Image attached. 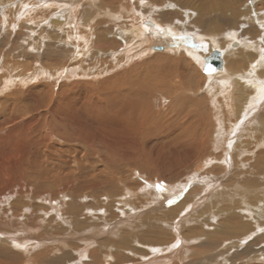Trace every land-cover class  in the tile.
Returning <instances> with one entry per match:
<instances>
[{"label":"bare ground","instance_id":"obj_1","mask_svg":"<svg viewBox=\"0 0 264 264\" xmlns=\"http://www.w3.org/2000/svg\"><path fill=\"white\" fill-rule=\"evenodd\" d=\"M52 1L54 2V6L58 8L60 6L57 5V3L59 4V2L63 0ZM115 1L116 0H84L83 3L79 1L81 6L78 8L77 6H72L75 1H65L64 4L67 5L66 11H61L63 17L59 16V20L53 18L54 24H77L80 22L79 18L82 17L83 20L81 19L82 22L80 25L82 28H85L86 31L89 30L90 33H88L86 37L84 34L79 35V37L86 39L84 41L85 44L94 45V32H97V34L99 32L96 30V24H99L97 29L106 27L110 25V21L118 17L117 14H113L110 10L111 8H117L116 5L118 3ZM137 1L139 4L144 2V0ZM222 1L224 2V0ZM29 3H23L21 7L25 8ZM240 3H242L240 0L237 1V4L235 2L236 5ZM249 4L247 6L243 4L245 7L241 10H237L238 8L235 10L230 4H225V6L221 4L222 9L219 10V16H217L216 20L213 18L216 15H212L208 12L210 11L208 10L210 9L209 6L201 5L196 8L198 16L196 17L197 20H195L197 23L195 22L194 25L200 26L199 28H203L206 25L207 30L209 29L207 32H211L212 34L220 33L223 35L225 30L228 31L230 29L229 31L232 33V37H234L235 34L231 29L235 30V28H237L241 18L247 19L252 24L256 23L254 20H259L260 22L262 21L261 19L264 18V11H261L263 8L259 10L260 6L264 4V0H259V2L258 0H251ZM211 6L212 5H210V7ZM132 9L133 8L129 6L123 9L125 10L126 16L129 15L130 17L131 13H133L134 16L133 18L131 17V21L130 19L128 21L125 20L122 26L120 25L118 27L122 29H119V36L122 40V42H120L124 44L121 51L122 54H119L118 51V53L115 52V49L113 52L111 51V61L110 63L108 62L107 65L106 63L103 64V62H101V66H98L97 63L87 65L88 61L85 59L87 49H85V46L82 48L83 55H80L78 58L76 57L75 63L66 67L63 66L62 68L51 67L46 69L40 66L38 70L31 72L30 69L32 68L29 66L22 67L15 64H6L7 62L1 65L0 128H2V123H8L12 119H16L17 115H25L29 120L24 125L22 141L19 143L14 142L9 148V152L3 153L2 157H0V171L3 170V162L8 163L10 161L9 158L16 159L20 167L23 164L30 166V168L38 167L41 163L47 162L54 156V154H52L53 149L60 146L58 143H52L54 140H58L59 143H66V148L68 146V152L71 154L72 160L74 157L76 158L77 153V155L83 154V157L87 155L96 157L98 164L104 168L103 171L120 186L122 185L119 183L121 179L119 180L117 177H114L117 175L113 174L115 172L112 171V168H115V171H117L119 167L124 166L128 169L131 176H141V181L129 180L128 184L135 187L133 190L126 188L128 184L124 185L123 188L126 189L123 191L126 192L128 196L131 195L135 198L133 200L131 197L128 199L122 197V209L119 210L118 214L122 216V218H119L120 220L116 219L117 215L113 210V204L115 205L116 202H110L109 200L112 199V194H114L113 197H115L116 195L120 196V194L124 196L126 193H122V191L115 192L113 190H111V193L105 192L104 184L107 182L108 184H112L109 178L98 177L102 176V174L97 173L89 175L95 177L94 180L93 177H91L78 184L74 183V178H60L62 180H58L59 182L54 185L59 186V184H63L73 195L80 193L81 190L86 188L91 189L93 194L98 192V190H102L104 192L103 196L108 198L107 210L102 214L103 208H101V205L97 202L94 209H88L87 211H89V214L84 215L85 217L88 216L87 220H81L78 214H75V216L65 215V218L61 215L63 211L61 209L62 202L60 201L63 200H58V202L54 198V200L50 199L48 206H45V210L40 212V217L35 220L31 219L34 221L32 227L35 228V230L32 231L36 233V239L39 238L40 235H46L43 231L46 233L54 231L59 233V231L67 229L68 233L64 235L67 239L68 237L76 238L75 236H77L85 240L83 241L84 244L89 246L95 244L97 239L106 236V234L116 229L120 221L130 222L137 217H141L140 222L142 225H146L145 228L147 232L137 233V235L132 236V238L136 240L139 246H145V248L135 247L134 245L137 244L128 239H124L121 243V249H129V253L132 252L136 257H140L141 260L137 264H186L187 260L200 261V255L204 258L200 264H205L204 260L207 261V258L214 255L212 250L200 253L199 250L203 249L202 246L205 245L206 241L211 242L214 240L215 242L216 240L219 244L221 241L217 238H220V236L222 237V234L226 237L232 235L238 237L251 229V221L257 219L256 221L260 224L264 223V188L263 191L261 188H258L256 190H249L247 193V191L241 189L238 184L231 185V187H219L220 182H223L231 173L233 164L231 160V147H233V157L236 161L233 168L235 171H238V169L242 171L245 170L248 164L243 162V159H247L246 157L248 155L253 156L255 153L262 151L259 155H263L264 157V73L262 74L263 77L259 78L253 75L252 70V68L255 69V65L260 63L257 62L258 57L256 53L261 47L257 43L255 46H242V48L240 46L238 48L240 42H234L233 44L230 43V46L233 48L227 51L228 55H226L225 51L218 50L222 55L223 68L222 70L214 69V72H211L213 77H209L211 83L208 86V94L210 97V100H208L212 105L209 114L213 120L212 122L209 121V126H212L214 129L212 132H208L207 130L204 131L203 122L199 120V124L195 127V119L189 121L190 113L184 109L186 106L183 108L180 106L181 104L178 105L176 101H178L180 97L184 99L185 95L189 93L187 90H189L188 88L190 85L188 86V84L190 81H187L185 77L189 74V67H192V65L184 61L190 58L195 63V72H197L196 69L198 68L203 70V72H207L204 71V68L207 67L206 69H208L211 67L208 66L206 57L211 54V50L215 43L211 41L203 42L204 45L206 44L208 46V43H210L211 46H209V51H206L207 53L200 51L198 41H200L202 35L201 37L196 34L190 36L187 31L188 28L185 26L186 24L182 22L177 24V22V25H168L163 23V21L161 22V20H159L160 24H158L156 23L157 21H152V18H149L150 21L144 20L146 18H142V15L140 16L139 11H136L137 8L133 11ZM146 14L147 13H145V15ZM209 14L213 17L208 21H211V23L215 21L213 25L215 26L214 28L205 20V16ZM135 15L137 17H135ZM161 15L159 14V17ZM159 17L157 16L156 18ZM186 17L189 22H193L194 19L191 20L192 16L188 13H186ZM101 18L108 19L107 21H101ZM62 19L64 22H61ZM120 20H122V18ZM107 22L109 24H107ZM242 23H244V21ZM80 25L78 27H80ZM256 26L258 27L257 24ZM166 27H168V31L170 32L164 29ZM248 30L250 31V29ZM255 32L257 33V31ZM104 33H106V36L102 34V37L103 35L106 38L109 37L108 31H104ZM256 33L253 32V34ZM254 37L253 39L256 40L255 38L257 37ZM71 38H75V36L72 37L71 35ZM97 38H100L99 35ZM212 38L215 40V37L212 36ZM207 39L211 40L209 37ZM106 40L107 39L102 42H106ZM258 41L260 42V40ZM154 44L164 45V49H168V51L173 53L174 56L165 55L167 64L164 63L163 65H159V67H154L155 61L158 62V59L164 57L162 53H158L157 57L154 55L155 58L149 56L150 58H148L147 61H142V58H144L143 56L149 54L151 49L157 50L154 48L156 47ZM235 44H237V46H235ZM94 52V49L91 50V57L95 54ZM175 53L177 54L175 55ZM136 61L137 63H135ZM128 67L130 68L128 69ZM142 67L147 69L145 70L147 78L144 84H135L133 86L127 84V88L124 90L125 97H123L122 106L118 111L114 110L115 107H112L111 102L115 101L116 104H113L116 106L119 104L116 102L117 98L114 97V95H116L114 93L118 94V88H122V85L112 90V92L114 91L113 97L115 98L112 99L111 89H109V85H105V82H99L101 86L94 87L91 79H84L86 81L85 83L84 81L81 82L83 84L73 83L70 85L65 84L62 87L59 86L58 91H61L60 95L56 94L57 97L53 96L49 101H47V97L44 94L41 95L36 91L38 85L32 86L34 82L41 80L44 76L57 85L56 82H60L65 75L70 77V79H77V75L80 77H93L100 72L110 74L122 68V77L119 76L117 78V81H121V79L123 80L126 77H132ZM97 77L101 78L102 76ZM247 77L248 79H246ZM66 80L70 81L68 78ZM193 82L195 83V81ZM119 83L120 82H117V85ZM78 87L90 89L91 91L88 90L86 95L89 100L95 99L96 101V104L91 107H87L86 104L81 107L82 109L84 107V109L87 108L88 110V112L85 110L87 112L85 116H83L85 111L82 113L83 115H81V109L79 110V108L76 107L78 101L82 97L65 96L67 92L73 93V90ZM166 89L169 90L168 92L174 97V100L169 99V105H165V102L168 101ZM105 91V94L110 96L106 98L100 97ZM192 91H194V89ZM118 97H121V94ZM28 98L33 103L26 106L27 103L25 100H29ZM155 102L160 103L159 108H157ZM175 106L179 108V110H175ZM122 108H124V110H122ZM169 108L172 110L167 111ZM111 109L114 110L115 115H113ZM157 109H160V111L154 113ZM164 109L165 111L163 112ZM194 109H196V106ZM110 112L112 114H110ZM204 121L208 122L206 116ZM187 127L190 128V130L192 129L188 133L186 132ZM197 128L200 129V131ZM21 129L22 128H19L17 131ZM147 135L148 137H154L156 144L152 143V146L145 147V138ZM243 139L249 140L243 142ZM15 145L19 148L13 151ZM52 145H54V147ZM63 147L65 146L63 145ZM218 154L221 155V157L217 156ZM258 159H262L261 156ZM260 162L264 164V159L262 161L260 160ZM21 168H23V166ZM93 171L96 172V169ZM4 172L9 173V170L5 169ZM258 174L257 176H264V171ZM211 175H213V177ZM67 176L76 175L68 174ZM17 184V181L14 180L11 182L10 187L16 188ZM45 186L47 187L45 184L37 186L36 194L43 193L45 196ZM218 187L220 188L219 190H217ZM16 194L17 192L15 195ZM184 195V199L180 201ZM1 197L5 199V195H1ZM1 201L0 199V203ZM228 203H232L231 206L227 205ZM25 212L29 214L30 210H25ZM1 214L0 230L4 232L0 231V240L1 242L7 243V245H15L14 241H18L19 237L17 235L18 233L14 232L16 224L14 218L5 214V212H1ZM216 218H222V221L217 225V229L221 232L214 230L210 235H207L205 230L199 232L205 236L202 238V241L198 240L199 243L196 248L191 249L189 247L190 239L184 238L182 235L183 232L182 234L181 232L179 233V229L183 231L187 224H201L203 226L206 224L205 222H210ZM245 219L247 221H245ZM21 224H23L22 227H24L25 230L22 232L19 231L20 236L24 238V240L29 241L30 237L25 232L31 231L32 227L28 229L26 224ZM164 225H166L168 231H166L167 229ZM86 226L89 227V232L83 230L80 234L75 230V228L77 230L84 229ZM129 228L131 227L129 226ZM10 231H13L14 234L12 235V233H9ZM39 231L41 232L38 233ZM86 232L87 234L83 235ZM236 239L231 241V246H236V244H240L238 240H243V238L240 237ZM24 240L22 241L23 244H28ZM244 244L245 243H243V245ZM9 245L0 250V252L4 255L10 253V256L17 260L18 256L12 253ZM97 245L107 252L114 250V247H111L112 242L108 239L98 242ZM224 248L226 249L228 246L226 247L225 245ZM242 250V252L245 251L244 249ZM97 255V251L92 254V264H97ZM156 258L160 259L156 261ZM256 258L264 262V254Z\"/></svg>","mask_w":264,"mask_h":264},{"label":"rangeland","instance_id":"obj_2","mask_svg":"<svg viewBox=\"0 0 264 264\" xmlns=\"http://www.w3.org/2000/svg\"><path fill=\"white\" fill-rule=\"evenodd\" d=\"M48 1L47 0H28V2H27V0H0V67H1V65H3L4 63L7 62L6 64H15V65H19L22 67L29 66L32 68V69H30L31 72L38 70L40 66L45 67L46 69L51 68V67H55V68L61 67L62 68L63 66L66 67V66L71 65L72 63H75V61H76L75 58L76 57L78 58L80 55H83L82 48L84 46L86 47L85 49H87L86 54H85V59L88 61L87 65L97 63L98 66H101V62H103V64L106 63V65H107L108 62L110 63V61H111V56H112L111 51L113 52V50L115 49V52L118 51L119 54H122L121 51H122L124 44L121 43L122 40H121V37L119 36V32H120L119 29H121V28H118V27L120 25L122 26V23H124L125 20L126 21H128L129 19H130V21L132 20V18L134 16L133 13H131L132 16L130 15V17H129V15L128 16L125 15V10H123V9H126L127 6H129V7L133 8L132 11L137 8L136 11L137 10L139 11L140 16L142 15V18H146L144 20L150 21L149 18H152L151 20L154 22L157 21L156 23H158V24H160L159 20H161V22L163 21V23H166L168 25H170V24L175 25L177 22H178L177 24H179V22L186 24L185 26L188 28L187 31H188V34H190V36H193L196 34L197 36L200 35V37H201V35H202L203 38L199 37L200 41H198L199 42L198 45L200 47L199 50L203 51V52L209 51V46H211L210 43H208V46L206 44L205 45L203 44V42H208V41L215 43L214 45L211 43L213 45L211 52H213L214 50H222V51H225L226 55H228L227 51L229 49L233 48L230 46L231 45L230 43L233 44L234 42H237V43L240 42V45L238 46V48L240 46H241V48H242V46L243 47H246V46L251 47V46H255V44L258 43V45L261 47L259 50L261 52L257 51L256 56L258 57L257 62L258 63L260 62V63L255 65V69L252 68V70H253V75H255V77H259V78L263 77L262 74L264 73V44H263L264 43V36H263L264 35V31H263L264 30V18L261 19L262 21H260V22H259V20L258 21L254 20V22H256L255 24H252L250 21H248L245 18H241V20H239V24H238L237 28H235V30L231 29V31H233L235 34V36L233 34L234 37H232V35H231L232 33L229 31L230 29L228 31L225 30V33L223 35L220 33L212 34L211 32H207V31H209V29L207 30L206 25L203 28H199L200 26L198 27V26L194 25L195 22L197 23V21H195V20H197L196 17L198 16L196 13V11H197L196 8L201 6V5L202 6L203 5L209 6L210 9H208V10H210V11H208V12L212 15H216L215 17L210 16V14L208 16H205V18H206L205 20L208 21L209 19H212V17L215 18V20H216L217 16H219V12H220L219 10L222 9L221 4L224 6H225V4H230L231 6H233V8L235 10L237 8H238L237 10H239V9L241 10L245 6H247L249 3H251V0H240V2H242V3H240L238 5H236L238 0H224V2L222 0H144V2L141 4H139V2L137 0H116L115 2L118 3L116 5L117 8L116 9L111 8L110 10L113 14H117L118 17L116 19H114L113 21H110L109 22L110 25H108L106 27H101V28L97 29L99 24H96V30L99 32H98V34H97V32H94V35H93L94 36L93 39H94V43H95L94 45H91L88 43L85 44L84 41L86 39L79 37V35H81V34H84V36L86 37V35L88 33H90L89 30L86 31V29L82 28V26L80 25L82 20H83L82 17L79 18L80 22H78L77 24H70L69 23L67 25H59V24H54V21H53L54 19L59 20L60 17H63L62 16L63 14L61 13V11L62 10L66 11V7H67V5L64 4L65 1L66 2L75 1L74 4L73 5L71 4V5L77 6V8H78L81 6V3H79V1L83 3L84 0H78V1L77 0H63L62 2L60 1L59 4L57 3V5L60 6L58 8L54 6V2L52 0L51 1L48 0ZM100 1H102V0H100ZM235 2H236V4H235ZM258 2H259V0H258ZM23 3L24 4L29 3V5L27 4L26 7L23 8V7H21ZM209 4L212 6L210 7ZM243 4L244 5L246 4V5L244 6ZM263 5L262 6L259 5L260 6L259 10L261 8H263V10L261 9L262 12L264 11ZM86 7H90V6H86ZM11 8H13V9H11ZM203 8H205V7H203ZM211 8L213 9V11ZM225 11H226V9H225ZM143 12L147 13L148 15L147 14L145 15V13H143ZM186 13H188L190 16H192L191 20L194 19L193 22L192 21L189 22L188 18L186 17ZM159 14L160 15L162 14V15L159 17ZM263 14H264V12H263ZM119 16H120V18H119ZM157 16L160 19L156 18ZM252 16H253V14H252ZM135 17H137V16L135 15ZM121 18H122V20H120ZM101 19H102L101 21H107L108 18L107 19L101 18ZM165 19H166V22H165ZM243 21H244V23H242ZM61 22H64V20L62 19ZM214 22L215 21H213L211 23V21H208V24H211L212 28H214L215 27V26H213ZM109 23L107 22V24H109ZM18 24H20V25H18ZM256 24L258 25V27L256 26ZM79 25H80V27H78ZM260 25H263V26H260ZM178 27H179V25H178ZM256 27H257V30H256ZM258 28H259V31H258ZM66 29H67V31H66ZM164 29L167 32H170V31H168V27H166ZM248 29H250V31ZM63 31H65V32H63ZM104 31L109 32V37H107V38L105 37L106 33H104ZM251 31H252V33H251ZM255 31H257V33ZM253 32L256 34H253ZM261 32H263V33H261ZM102 34H104L105 36L103 35V37H102ZM219 34H220V36H219ZM71 35H72V37L75 36V38H71ZM98 35L100 37L99 38L100 40L97 38ZM212 36L215 37V40H214V38H212ZM254 36L257 38H255ZM208 37L211 40H208L207 39ZM253 37L256 40H254ZM105 39H107L106 42H102V41H105ZM258 40H260V42ZM159 44H162V43H159ZM262 44H263V46H262ZM154 46H156L154 48H157L159 46H164V45H158V44L155 45L154 44ZM235 46H237V44H235ZM105 48H107V49H105ZM65 49H68V50H65ZM93 49L95 50V52H94L95 54L92 55V57H91V50H93ZM261 49H263V50H261ZM158 53L164 54V57L162 56L163 57L162 59L161 58L158 59L159 60L158 62L155 61L154 67L155 66L159 67V65H163L164 63L167 64V59L165 60V57H166L165 55H173V53L168 51V49H163V50L151 49L149 54H147L146 56H143L144 58H142V61L145 62L150 57L155 58V57H157ZM176 54L177 53H175V55ZM87 55H89L90 57ZM154 55H155V57H154ZM177 58H179V57H177ZM137 61H139V60H137ZM137 61L135 63H137ZM182 61H184V60H182ZM184 62L192 65V67H189L190 68L189 74L185 77L187 81H190L188 86L190 85L191 87L189 86V88H188L189 90H187L189 93L185 95V98L181 99L183 97H180V99H178V101H176V102L178 103V105L181 104L180 106L183 108L186 106L184 109L190 113L189 121H192L191 119H193V120L195 119V127H197V125L199 124L198 121L201 120L204 124V131L207 130L208 132L209 131L212 132V130L214 128H212V126H209L210 125L209 121L212 122L213 120L211 119V116L209 114L210 113L209 111L212 109L211 108L212 105H211V102L209 101L210 97L208 94V89H209L208 86L211 83L210 82L211 80H209V77H213V74H211V72H214V69H212V68L206 69L207 68L206 67V68H204V71H207V72H203V70L198 68V69H196V71L198 72L197 73V72H195V67H194L195 63L192 61V59L189 58V60H186ZM129 68L130 67H128V69ZM145 70H147V69L142 67L132 77H130V76L126 77L123 80L121 79V81H117V78L119 76L122 77V68L119 71H116V72L114 71L110 74H106V72L97 73L96 75L93 76L94 78L89 77V76H87V77L81 76L80 77L77 75V77H78L77 79L76 78L70 79V77H67L65 75V76H63L64 80L62 79V80H60V82H56V84L58 86L55 85L49 79H47L46 76H44L41 78V80H37L36 82H34L32 86L38 85V88L36 87V91L38 93H40L41 95L44 94L47 97V101H49V100H51V98L53 96L57 97L56 94L60 95L61 91H58L59 86L62 87L65 84L70 85L73 83L83 84L81 82L84 81V83H85L86 80H84V79H87V80L91 79L94 87L101 86V85H99V82L100 83L105 82V85H109V89H111L112 99L114 97L117 98L116 102H118L119 103L118 105H120V106H118V105L116 106L115 101L114 102L112 101L111 105H112V107H115L114 110L118 111L122 106L121 104L123 102V97H125L124 90L127 88V84H129L130 86H133L135 84L143 85L146 78H147ZM172 71H173V69H172ZM97 76H102V77L98 78ZM164 76H166V75H164ZM67 78L70 81L66 80ZM246 79H248V77ZM159 81H161V80H159ZM193 81H195L196 84ZM117 82H120L122 84L119 83L120 85L119 84L117 85ZM39 83H40V85H39ZM121 85H122V88H118V87H121ZM194 85H195V87H194ZM27 86H29V85H27ZM192 86H193V88H192ZM116 88H118L120 90L119 91L117 89L118 94L114 93L117 95V97H116V95L113 94L114 91L112 92V90H114ZM121 89H122V91H121ZM193 89H194V91H192ZM24 90H27V89H24ZM88 90H90V89L78 87V88L73 90V93L67 92L65 95V96L82 97L79 100L80 102L78 101L76 107L79 108V110L81 109L80 114L81 115L84 114L83 116H85V113L87 114V112H88L87 108L84 109V107H83L84 110L81 108L84 104H86L87 107H91V106L96 104L95 99L94 100L88 99V97L86 95ZM106 91H107V89H106ZM106 91L100 97H103V98L109 97L110 95L105 94ZM165 91H166V93H168L166 95L168 97L167 98L168 101L165 102V105H167V104L169 105V99L174 100V97H172L171 93L168 92L169 90L166 89ZM119 92H120L122 98L118 97V96H120ZM113 95H114V97H113ZM145 96H144V98L146 99L147 96L146 97ZM97 99H101V98H97ZM149 101H151V100H149ZM179 101H180V103H179ZM25 102L27 103L26 106L33 103L30 99L25 100ZM113 103H115V104H113ZM184 104H186V105H184ZM155 105L157 106V108H159L160 103L155 102ZM193 105L196 106V109H194L195 106H193ZM175 107H174L175 110H179V108H177V107L175 108ZM85 110H87V112ZM111 110H112L111 112L113 113V115H115L114 110L113 109H111ZM122 110H124V108H122ZM171 110L172 109H170V108L167 109V111H171ZM159 111H160V109H157L154 111V113L159 112ZM164 111H165V109L163 110V112ZM111 112H110V114H112ZM201 112H203V113H201ZM192 114H194V115H192ZM199 114H201V115H199ZM203 115H204V117H203ZM205 116H206L208 122L204 121ZM28 120H29V118L25 115H17L16 119H12L11 121L8 122L9 124L8 123H2V128H0V157H2L3 153L9 152V148L13 145L14 142L19 143L20 141H22L23 128L25 127L24 125L28 122ZM208 127H210V128H208ZM19 128H22V129L20 131H17V129H19ZM186 129H187V131H186L187 133L192 130V129L190 130V128H188V127ZM198 130L200 131V129H198ZM192 134H193V132H192ZM243 140H242L243 142H247V140H249V139H247V140L243 139ZM145 141H146L145 147L152 146V143L156 144L155 138L154 137H148V135L145 138ZM52 143H58L60 146L56 147V149H53L52 154H54V156L50 160H48L47 162H44L43 164L41 163L40 165H38V167L30 168V166H26L23 164L22 165L23 168H21L22 166L20 167L19 162L14 158H9L10 161L8 163L3 162V170L0 171V199L2 200L1 201L2 204L0 203V214H1V212H5V214H8V215H10V217L14 218V221L16 223L14 232L18 233L17 235L19 237V240L14 241L15 245H13V244L9 245L8 244L12 253L17 255L18 259L17 260L13 259L10 256V253H7V255H4L2 252H0V264H92V262H93L92 261L93 260L92 254L95 251H97V253H98L97 264H137L141 260L140 257H136L132 252L129 253V251H128L129 249H125V250L121 249L122 248L121 243L124 239L125 240L128 239L129 241H133L137 244L136 240H133L132 236L137 235V233L139 234L140 232L141 233L147 232V229L145 228L146 225L145 224L142 225L140 222L141 217L140 218L137 217V218L131 220L130 222H124V221L121 222L120 221L119 226L116 229H114L112 232L106 234V236H104L100 239H97L95 244H91L89 246H86L84 244L83 241H85V240H82V238H78L77 236H75L76 238H69L68 237V239H67L66 236H64L65 234L68 233L67 229H65V230L62 229L63 231H59V233H56V231L50 232V233H46L45 231H43L46 235L45 236L40 235L39 238L36 239V237H35L36 233L32 231V230H35V228L32 227L34 221H32L31 219L35 220V219H38L40 217V215H41L40 212L45 210V206H48L50 199L54 198L57 201L63 200V201H60V202H62L61 209L63 211V214H61V215L64 216L65 218H66V216H75V214H78L81 220H85V219L87 220L88 216L85 217L84 215L89 214V211H87V210L88 209L93 210L94 207L97 205V202L101 205V208H103L102 214L105 213V211L107 210L108 198L106 196H103L104 192L102 190H98V192H95L93 194L91 192V189L86 188V189L81 190L80 193L73 195V194H71V192H69V190L63 184H59V186H55L56 183L59 182L58 180H62V179H66V178H68V179L74 178L75 179L74 183L78 184L81 181H84V180H87V179L93 177V176H89V175L101 173L102 176H98V177L109 178L110 182L112 183V184H108V182H107L104 184L105 185L104 190H105V192H108V193H111V190H113L115 192L122 191V193H126L123 191L126 188L132 189V190L135 189L134 186L128 184L129 180L141 181L140 180L141 176H137V177L131 176L130 172L128 171L127 168H125L124 166L123 167L118 166L119 171L118 170L115 171L116 170L115 168H112V171L115 172V173H113L114 175H117L114 177H117L119 180L121 179V181H119V183L122 185L120 186L116 181H114V179L110 178V176H108L107 173L103 171L104 168L100 164H98L96 157L88 156V155L83 157V154L77 155L78 154L77 153L76 158L74 157V159L72 160L71 154H69V152H68V146L66 148V143H64V142L59 143L58 140H54ZM63 145L65 147H63ZM52 146L54 147V145H52ZM18 148L19 147L17 145H15L13 151H15ZM231 151H232L231 152L232 153L231 154V157H232L231 160L233 161L232 169H231L232 174L230 173V175L227 176L223 182H220L219 187L220 188H223V186H228V187L230 186L231 187V185L238 184L239 187L241 189H245L247 191V193L249 192V190H256L258 188H261L263 191L264 176H257V175H259L258 174L259 172L264 171V164L260 162V160L262 161L264 159V157H263V155H259V153H261L262 151L259 150L261 152H257L258 154L255 153V155H253V156L248 155L246 157L247 159H243V162H246L249 165V166L246 165L245 170H243L244 172L242 170H239V169H238V171L237 170L235 171V169H233L235 162H236L234 157H233V147H231ZM217 156L221 157V155H219V154ZM260 156L262 159L259 160L258 158H260ZM111 162H113V161H111ZM253 162H255V163H253ZM69 165H71L72 167ZM5 169H8L9 173H5L4 172ZM94 169H96V172L93 171ZM68 174H74L76 176H67ZM211 176L213 177V175H211ZM60 178H62V179H60ZM94 178L95 177H93V180H94ZM14 180H16L18 184H17L16 188H11L10 184ZM261 182H262V184H261ZM41 184L47 185V187L45 186V188H46L45 189L46 190L45 196L43 193L36 194V188H37V186H39ZM126 184H128V185H126ZM124 185H126L127 187L123 188ZM219 187H218V189L217 188L216 189L219 190L220 189ZM16 192H17V194L15 195ZM1 195H5V199H4V197H1ZM113 195L114 194L111 195L112 199L109 201L110 202L114 201V203L116 202L115 205L113 204V208H114L113 210L115 211L114 213L117 215L116 219L120 220L119 218H122V216H120L118 214H119V210L122 209V204H121L122 197H125L127 199L131 197V199H133V200L135 197H132L131 195L128 196L127 193L124 194V196H123V194H120V196L116 195L115 197H113ZM184 197H185V195L182 196L180 201H182L184 199ZM231 204L232 203H228L227 205L231 206ZM28 209L30 210L29 214L27 212H25V210H28ZM242 214H245V213H242ZM1 216H2V214H1ZM142 217H144V216H142ZM221 219L222 218H216V219L211 220L210 222H205L206 224L203 225L204 227L201 224H199V225L198 224H193V225L187 224L186 227H184L183 231L181 229H179V233L181 232V234H182V232H183L182 235L184 236V238L191 240V241L189 240V243H190L189 247L191 249L196 248L199 241H202V238H204V236H205L199 232L205 230L206 231L205 233L207 235L212 234L214 230H216L217 232H221L220 230L217 229V225L219 224V222L222 221ZM256 220L257 219L251 221V227H250L251 229L248 230L247 233H244L245 235L243 234V235L238 236L240 238H243V240H238L240 244H236V246L230 245L231 241L238 238L234 235L226 237L224 234H222V237L220 236V238L219 237L217 238L219 241H221L219 244L216 242V240H215V242H214V240H212L211 242L206 241L205 245L202 246L203 249L199 250L200 253H204L206 251L212 250L214 252V255L207 258V261L204 260L205 264H225V263L226 264H254V263L255 264L256 263L257 264H259V263L264 264V262L261 259L256 258L257 256L261 257V255L263 256V254H264L263 253L264 252V223L260 224ZM245 221H247V220L245 219ZM21 223L26 224V227L28 229H29V227H32L31 231H27L29 233L25 232L30 237L29 241L24 240V238H22L20 236L19 231L22 232L23 230H25V228L22 227L23 224H21ZM131 225H135V226H131ZM129 226L132 229L129 228ZM164 227L167 229L166 231H168V228L166 227V225H164ZM211 229H213V230H211ZM75 230L78 233L82 232L83 230H87L89 232V227L86 226V227H84V229H81V230H77L75 228ZM0 231H2V230H0ZM2 232H4V231H2ZM40 232L41 231H39L38 233H40ZM9 233H12V235L14 234L13 231H10ZM86 234H87V232L84 233L83 235H86ZM199 234H200V236H199ZM182 235H181V237H182ZM49 236H50V238H49ZM223 236H225V237H223ZM22 239L24 241H26L28 244H23ZM107 239L110 242H112L111 247H114V250L111 252H107L105 249H101L97 245L98 242H100L102 240H107ZM243 243H245V244L243 245ZM115 244H119V245H115ZM8 245H7V243L1 242V240H0V250H2L3 248H6ZM137 245H134V246L137 248H145V246H139V245L137 246ZM225 245H226V247L228 246V248L225 249L224 248ZM29 247H30V249H29ZM247 248H249V249H247ZM242 249H244L245 251L242 252L243 251ZM253 249L255 250L256 253L254 252ZM137 250H139V249H137ZM19 254H21L22 256ZM200 257H201L200 261L199 260H190V261L187 260L186 264H188V263L189 264H200L204 259V258H202L201 255H200ZM170 258H172V257H170ZM247 258H249V259H247ZM159 259L160 258H156V261H158ZM33 260H35V261H33Z\"/></svg>","mask_w":264,"mask_h":264},{"label":"water","instance_id":"obj_3","mask_svg":"<svg viewBox=\"0 0 264 264\" xmlns=\"http://www.w3.org/2000/svg\"><path fill=\"white\" fill-rule=\"evenodd\" d=\"M156 49L163 50L164 46H159ZM206 62L208 66H210L213 69L222 70L223 68L222 55L221 52L218 50H214L213 52H211V54L208 57H206Z\"/></svg>","mask_w":264,"mask_h":264},{"label":"snow or ice","instance_id":"obj_4","mask_svg":"<svg viewBox=\"0 0 264 264\" xmlns=\"http://www.w3.org/2000/svg\"><path fill=\"white\" fill-rule=\"evenodd\" d=\"M19 246V245H18Z\"/></svg>","mask_w":264,"mask_h":264}]
</instances>
